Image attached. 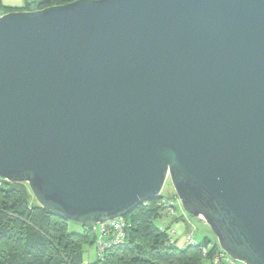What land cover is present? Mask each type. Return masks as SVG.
<instances>
[{
  "label": "water",
  "instance_id": "water-1",
  "mask_svg": "<svg viewBox=\"0 0 264 264\" xmlns=\"http://www.w3.org/2000/svg\"><path fill=\"white\" fill-rule=\"evenodd\" d=\"M0 178L97 224L162 195L264 264V0H76L0 15Z\"/></svg>",
  "mask_w": 264,
  "mask_h": 264
},
{
  "label": "trees",
  "instance_id": "trees-1",
  "mask_svg": "<svg viewBox=\"0 0 264 264\" xmlns=\"http://www.w3.org/2000/svg\"><path fill=\"white\" fill-rule=\"evenodd\" d=\"M74 1L24 0L22 7H13L0 0V11L5 14L36 10ZM162 197L165 198L160 195L140 205L126 216L130 225L125 241L102 255L97 252L98 259L87 263L84 245L90 243L96 248L97 231L80 223V232L70 231L69 223L73 221L43 208L28 183L0 178V264H205V259L212 262L213 253L220 247L217 239L206 234L201 243L195 240L193 244L182 245L180 238L171 234V225L160 222L166 216L165 209L159 205ZM184 217L180 213L174 221ZM204 247H209L207 256L203 255Z\"/></svg>",
  "mask_w": 264,
  "mask_h": 264
},
{
  "label": "built area",
  "instance_id": "built-area-1",
  "mask_svg": "<svg viewBox=\"0 0 264 264\" xmlns=\"http://www.w3.org/2000/svg\"><path fill=\"white\" fill-rule=\"evenodd\" d=\"M177 199L179 197L174 198H161L159 201V205L162 206L167 216L176 217L179 216L176 205H178ZM149 201L143 202V204H147ZM181 202V201H180ZM87 228H92L94 231L98 232L97 240H96V248L99 255H102L107 249L112 247L113 245L123 243L126 239L127 227L130 223L127 220V217H117L113 219H109L97 224H85ZM180 242L182 245L193 244L195 243L194 233L193 231L180 238ZM209 247L203 248V255H209ZM213 264H245L239 260L234 259L231 255H229L222 247H219L213 255H212Z\"/></svg>",
  "mask_w": 264,
  "mask_h": 264
},
{
  "label": "rangeland",
  "instance_id": "rangeland-1",
  "mask_svg": "<svg viewBox=\"0 0 264 264\" xmlns=\"http://www.w3.org/2000/svg\"><path fill=\"white\" fill-rule=\"evenodd\" d=\"M2 11H0V14ZM3 15V14H1ZM162 195L165 197H178L175 187L171 181L170 178L167 179L164 188L162 190ZM36 199V198H35ZM37 201V200H36ZM38 202V201H37ZM177 202L179 204L178 213H183L186 215L184 219L174 221V217L172 216H164L162 218V221L160 222L168 225L171 224L170 232L175 238H183L187 234L193 231L194 238L198 243H201L205 240L206 234L209 235L212 239L216 240V236L214 232L211 230L210 226L207 224L205 219L203 217H193L190 216L183 208L181 202L179 199H177ZM81 225L76 222H70L69 223V230L73 232H80L81 231ZM210 247V246H209ZM98 259L97 257V251L94 245L90 243H86L84 245V260L87 263H93ZM205 264H213L211 260L205 259Z\"/></svg>",
  "mask_w": 264,
  "mask_h": 264
},
{
  "label": "crops",
  "instance_id": "crops-1",
  "mask_svg": "<svg viewBox=\"0 0 264 264\" xmlns=\"http://www.w3.org/2000/svg\"><path fill=\"white\" fill-rule=\"evenodd\" d=\"M3 2L5 5L13 6V7H22L24 4V0H3ZM185 217H186V215H185ZM173 221H174V219H173Z\"/></svg>",
  "mask_w": 264,
  "mask_h": 264
}]
</instances>
